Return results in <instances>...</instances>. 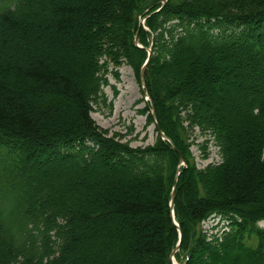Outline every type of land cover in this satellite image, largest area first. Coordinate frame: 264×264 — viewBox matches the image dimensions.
I'll return each mask as SVG.
<instances>
[{
  "label": "trees",
  "instance_id": "obj_1",
  "mask_svg": "<svg viewBox=\"0 0 264 264\" xmlns=\"http://www.w3.org/2000/svg\"><path fill=\"white\" fill-rule=\"evenodd\" d=\"M161 2L0 0V264H95L82 255L81 229L112 236L120 264H173L172 253L177 264H264V0ZM35 11L42 16L30 22ZM147 50L143 90L173 148L159 137L130 148L90 115L107 106L103 88L122 64L139 83ZM240 54L242 76L258 79L259 95L235 146L196 86L213 82V62ZM75 57L83 64L73 70ZM195 127L213 136L221 158L204 170L189 151ZM105 168L116 173L96 184L100 196L75 175ZM60 172L75 175L69 192L91 194V210L102 215L97 230L52 192ZM211 217L223 229L207 235ZM115 252L105 248L108 260L97 254L98 264H112Z\"/></svg>",
  "mask_w": 264,
  "mask_h": 264
},
{
  "label": "rangeland",
  "instance_id": "obj_2",
  "mask_svg": "<svg viewBox=\"0 0 264 264\" xmlns=\"http://www.w3.org/2000/svg\"><path fill=\"white\" fill-rule=\"evenodd\" d=\"M47 8H49L48 5L44 4V9ZM41 16L42 15L39 13V11H35L31 19L29 18V21L34 22ZM43 16L45 18L47 17L46 15ZM114 28L115 25H112L111 29ZM36 49L38 50L39 46H37ZM25 53L27 54L28 52ZM238 57L239 59L237 61L229 62L227 59L226 63H229L226 65L220 62H213V66L217 74V76L213 79V82L206 81L205 83L202 82V84L196 86V91H201L211 99L210 102H206L208 107L214 112V115L209 114V118L213 116L217 118L218 116L219 121L226 125L228 138L234 143L235 146L237 145L236 138L239 136L242 138L243 126L249 122L248 106L251 105V103L254 102L256 96L259 95L257 94V90L259 89L258 79H245L243 76L242 79H236L233 77L227 79L224 73L221 72L223 65L227 66V68L235 65L240 66L238 63L239 60L244 64L246 57L245 54H240ZM78 58L79 57H75V59L72 60L73 70H76L79 65L83 64V62ZM137 59L138 55L133 60L135 66L137 65ZM244 73L247 74V71L245 72V69L243 68L241 70V75ZM118 75L119 77L117 80L109 75V86L103 88L107 106H94L90 114L91 118L98 127L106 130L108 136H112L113 134L116 135V140L118 139L121 143L127 144L130 148H143L146 146H152L156 138L159 136L155 130L156 124H154V122L150 123L148 120L149 110H143L146 106L149 109V102L146 100L147 97L142 94L143 87H141L136 81L132 68L127 64H122L119 67ZM242 81H244V83ZM228 82H232L233 86L231 88L227 85ZM239 84H243L242 86L245 87V89L243 88L245 93L240 92L242 91V89H240L242 86L239 88ZM216 86L218 89L215 88ZM114 90L117 93L115 96L113 94ZM109 103L111 104L108 105ZM188 144L193 162L198 170H204L210 165H217L221 161L219 149L213 140V136L208 131H200L197 127H195L189 136ZM235 160L239 162L237 157ZM92 173H87L85 176V174L78 172L75 175L77 178L87 179L89 182V187H93V192L91 193H93L95 196H100L102 195V192L94 189L97 188L96 184L105 182L107 183L108 177L116 172L109 168H105L103 173L100 175L99 173ZM75 175L74 173L70 172H60L58 176L60 179L55 184L52 183V192L57 195L61 194L66 200V207L72 210L75 209V214L87 213L91 220V229L97 230L98 227L101 226L102 215L99 213H94V211L91 210V194L83 192L82 189H76L73 191L71 190L69 192L71 185H69L68 180H74L72 178H74ZM135 179L138 181L137 178ZM133 183L134 182L131 184ZM68 196H72L74 199L68 200ZM163 199L165 201V198ZM217 224L218 219L210 218L202 224V230L203 232L207 233V235H209L211 232L218 231L219 227V231H222V224L220 223L218 226ZM258 226L263 228L264 222H260ZM77 233L81 240V246L83 249L82 255L89 258V260H95L93 261L95 264H98L97 254H100V256L104 257V259L108 258V256L103 255V250L105 248L114 249V251L116 250V256L110 263L120 264L123 260V255L118 254L119 252L123 251V248L119 246L115 239L113 240L112 236L110 241H102L98 240L96 236H93V238L90 235L91 233L86 235L82 229L78 230ZM87 236L89 239L86 238ZM107 260L108 259L105 261Z\"/></svg>",
  "mask_w": 264,
  "mask_h": 264
},
{
  "label": "water",
  "instance_id": "obj_3",
  "mask_svg": "<svg viewBox=\"0 0 264 264\" xmlns=\"http://www.w3.org/2000/svg\"><path fill=\"white\" fill-rule=\"evenodd\" d=\"M166 2V0H163L162 3L164 4ZM133 42L135 45H138V33L135 34L134 36V39H133ZM148 52V57L146 59V61L144 62L141 70H140V83L142 84L143 83V76H144V71H145V68H146V65L148 63V60H149V51ZM151 116H152V119H154V113H153V110H151ZM155 129H156V132H157V135L160 137L161 140H164V141H167L171 147L173 148L171 142L163 135V133L157 128V126H155ZM179 162L180 164H183L184 161H183V158L182 156H179ZM175 181H174V185H173V188L175 187ZM174 197H175V192H174V189L172 190V194H171V201H170V209L172 210L173 209V201H174ZM173 255V254H172Z\"/></svg>",
  "mask_w": 264,
  "mask_h": 264
},
{
  "label": "bare ground",
  "instance_id": "obj_4",
  "mask_svg": "<svg viewBox=\"0 0 264 264\" xmlns=\"http://www.w3.org/2000/svg\"><path fill=\"white\" fill-rule=\"evenodd\" d=\"M226 65V64H225ZM223 65V67L221 68V72L224 73L225 77L227 79L229 78H236V79H242V75H241V65H235V66H230L227 68V66ZM227 85L231 88L232 87V82H228ZM99 175L103 173V169L98 170ZM97 172V171H96ZM40 174H38L37 178H36V182L37 185L39 186L41 184V179H40Z\"/></svg>",
  "mask_w": 264,
  "mask_h": 264
}]
</instances>
